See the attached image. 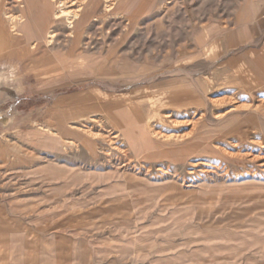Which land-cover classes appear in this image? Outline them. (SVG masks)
<instances>
[{"label": "rangeland", "instance_id": "1", "mask_svg": "<svg viewBox=\"0 0 264 264\" xmlns=\"http://www.w3.org/2000/svg\"><path fill=\"white\" fill-rule=\"evenodd\" d=\"M86 1L0 0V264H264V0Z\"/></svg>", "mask_w": 264, "mask_h": 264}, {"label": "bare ground", "instance_id": "2", "mask_svg": "<svg viewBox=\"0 0 264 264\" xmlns=\"http://www.w3.org/2000/svg\"><path fill=\"white\" fill-rule=\"evenodd\" d=\"M21 3V1H19ZM45 4L47 7L51 6L49 4V0H44ZM108 3H111L110 0H107ZM113 2V1H112ZM128 2V1H127ZM129 3V2H128ZM44 4V3H43ZM60 5H62L64 8L63 9H58L57 11H52V8L50 9L48 7V9H46V15H45V19L51 23V22H59L61 23L63 20V18L65 20L68 19L69 22V29L70 30H74V29H79V27L81 25H83V23L87 20V16L90 13L91 9H93L94 7V3L93 1H89L87 2L86 0H77L76 3H73L75 5L74 8H68L66 7L68 4L65 3L64 1L59 3ZM22 5V4H21ZM66 7V8H65ZM111 6H108V8H110ZM55 8V7H54ZM25 10V9H24ZM111 10V9H110ZM21 24H22V30L20 31V33H24L25 30L28 29V20H27V16L25 15V12L23 14V16H21ZM1 31V30H0ZM14 31V30H13ZM17 34V33H16ZM15 34V35H16ZM13 35V34H12ZM71 37H73V45H72V50L74 52H78V48L80 46V41H81V35L79 34H74L73 32H69V34ZM7 36V35H6ZM9 36V35H8ZM20 37V34L18 35ZM60 35L57 33L56 30H53L51 32H49L48 34H45L43 38H36L35 43H33L34 45L36 43H43L46 45V47L52 46V44L54 43V40L56 38H58ZM74 61L71 60L70 62H65L63 63V65L61 64L60 67L65 70V68H69V66H73L75 65V67H79L77 63H73ZM73 64V65H72ZM219 104V103H218ZM240 107V106H239ZM235 108L232 111H240L242 110L241 108ZM243 108V107H242ZM230 111V112H232ZM148 132V131H147ZM152 135V134H151ZM257 156V155H256ZM258 157V156H257ZM256 157V158H257ZM258 159V158H257ZM256 160V159H255Z\"/></svg>", "mask_w": 264, "mask_h": 264}, {"label": "crops", "instance_id": "3", "mask_svg": "<svg viewBox=\"0 0 264 264\" xmlns=\"http://www.w3.org/2000/svg\"><path fill=\"white\" fill-rule=\"evenodd\" d=\"M75 62L78 64L79 67L77 69L76 68H70L67 71H65V74H67L68 77H74L75 75H78V74L84 75V73L86 74V73L92 71L93 68L95 67L93 65V63L90 62L87 57H85V55L80 53V51H78V57H77L76 61H74V63ZM119 116H120V118L122 116H123V118H124V116L129 117L127 111L126 112L120 111ZM57 136H58V134H57Z\"/></svg>", "mask_w": 264, "mask_h": 264}]
</instances>
